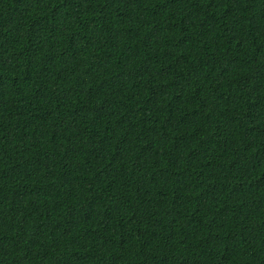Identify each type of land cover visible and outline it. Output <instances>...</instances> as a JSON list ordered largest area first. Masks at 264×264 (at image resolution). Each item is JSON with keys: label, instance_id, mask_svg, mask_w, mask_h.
<instances>
[{"label": "trees", "instance_id": "1", "mask_svg": "<svg viewBox=\"0 0 264 264\" xmlns=\"http://www.w3.org/2000/svg\"><path fill=\"white\" fill-rule=\"evenodd\" d=\"M0 264H264V0H0Z\"/></svg>", "mask_w": 264, "mask_h": 264}]
</instances>
